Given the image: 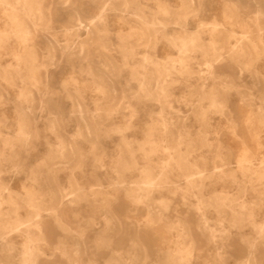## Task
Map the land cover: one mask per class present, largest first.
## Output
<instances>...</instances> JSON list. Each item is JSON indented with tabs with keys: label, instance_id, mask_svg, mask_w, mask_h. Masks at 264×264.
I'll use <instances>...</instances> for the list:
<instances>
[{
	"label": "rangeland",
	"instance_id": "rangeland-1",
	"mask_svg": "<svg viewBox=\"0 0 264 264\" xmlns=\"http://www.w3.org/2000/svg\"><path fill=\"white\" fill-rule=\"evenodd\" d=\"M0 264H264V0H0Z\"/></svg>",
	"mask_w": 264,
	"mask_h": 264
},
{
	"label": "bare ground",
	"instance_id": "bare-ground-1",
	"mask_svg": "<svg viewBox=\"0 0 264 264\" xmlns=\"http://www.w3.org/2000/svg\"><path fill=\"white\" fill-rule=\"evenodd\" d=\"M190 2V1H189ZM245 175V174H244ZM247 175V174H246Z\"/></svg>",
	"mask_w": 264,
	"mask_h": 264
}]
</instances>
